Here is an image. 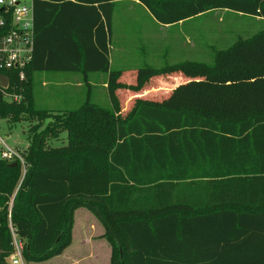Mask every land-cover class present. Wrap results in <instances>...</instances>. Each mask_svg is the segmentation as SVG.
Instances as JSON below:
<instances>
[{
    "label": "trees",
    "instance_id": "16d2710c",
    "mask_svg": "<svg viewBox=\"0 0 264 264\" xmlns=\"http://www.w3.org/2000/svg\"><path fill=\"white\" fill-rule=\"evenodd\" d=\"M118 1L33 0L26 78L0 69V118L49 119L31 128L25 172L0 159V264L12 228L26 262L62 254L80 207L101 222L110 264H264V28L215 49L212 64L112 69ZM137 1L162 24L215 9L264 19V0ZM61 71L105 73L111 107L89 96L61 114L36 107L35 72ZM158 87L168 94L123 109L125 92ZM61 131L66 145L48 147Z\"/></svg>",
    "mask_w": 264,
    "mask_h": 264
},
{
    "label": "rangeland",
    "instance_id": "374dc122",
    "mask_svg": "<svg viewBox=\"0 0 264 264\" xmlns=\"http://www.w3.org/2000/svg\"><path fill=\"white\" fill-rule=\"evenodd\" d=\"M162 26L139 2L132 0L116 2L110 45L112 69H119L121 65L127 66V70L136 69L137 66L148 63L154 67H161L169 63L165 58L172 63L185 61V58H182L183 54L181 56L171 43L175 39L180 41L188 39L189 47L193 42L194 47L192 50L189 48L190 61L212 64L215 49H226L239 37H250L264 28V20L232 10L215 9L188 19L183 26L158 28ZM89 75L88 79V76L84 78L80 72H35L33 85L36 107L52 111L53 114L67 111L46 107V103L51 99V95L45 91L47 88H52L54 94L55 90H67V93L81 90L83 98L76 102L77 106L87 99L90 92L91 101L107 107V93L101 83L106 74L97 72ZM79 76H82L80 80L82 87L76 85ZM48 120L41 123L37 119L13 123L10 119L0 118V135L6 138L10 146L27 149L33 135L31 128L39 123L42 129ZM66 141V133L61 131L57 136L50 137L47 145L61 147L66 145ZM103 233L104 228L97 217L86 207H80L74 213L71 245L62 254L45 261L26 262L23 258V264H110L112 247ZM7 262L11 264L9 257Z\"/></svg>",
    "mask_w": 264,
    "mask_h": 264
},
{
    "label": "built area",
    "instance_id": "2783aa9c",
    "mask_svg": "<svg viewBox=\"0 0 264 264\" xmlns=\"http://www.w3.org/2000/svg\"><path fill=\"white\" fill-rule=\"evenodd\" d=\"M34 45L33 0H0V69L15 70L20 80H25V68L31 62ZM3 74V73H0ZM5 75V74H3ZM4 87L0 84L1 88ZM7 101H19L21 95L5 92ZM26 149L12 147L0 135V159L20 163L26 170ZM13 252L9 256L11 264H23L24 241L12 228Z\"/></svg>",
    "mask_w": 264,
    "mask_h": 264
},
{
    "label": "crops",
    "instance_id": "0c3cea01",
    "mask_svg": "<svg viewBox=\"0 0 264 264\" xmlns=\"http://www.w3.org/2000/svg\"><path fill=\"white\" fill-rule=\"evenodd\" d=\"M132 1L138 2L137 0H132ZM253 17H258V16H253ZM258 18H261V17H258ZM153 19H154V17H153ZM261 19H263V18H261ZM187 20L180 21V22L174 23V24H162V23H159L156 20L155 21L158 22L159 24L163 25L162 27H158L159 29H163L164 27L171 28V27H174V26H183V24ZM113 29H114V12H113V18H112V34H113ZM112 34H111V37H112ZM178 39H179V36H178ZM181 39H183V37H181ZM171 43L175 45L174 48L176 49L177 52L181 53L180 54L181 56L183 54L182 58H185L184 60H189L188 59L189 58V54H190L189 48H190V50H192V47H194L193 42H191V47L188 46V44H189L188 39L187 40L183 39L182 41H180V39L179 40L175 39ZM182 48H185V49L181 50ZM110 56H111V46H110V52H109L110 66H111L112 65V60H111ZM165 59L168 60L169 63H172V61H170L169 59H167V58H165ZM147 65H150V64L148 63ZM150 66H152V65H150ZM139 67H141V66H137V68H139ZM111 68H112V66H111ZM119 69L120 70H127L128 67L121 65ZM61 72H69V71H61ZM93 73H97V72H93ZM98 73H100V72H98ZM89 74H88V79H89V76H90ZM80 80H82V76H79L76 79V82H77L76 85L82 87V84H81ZM90 82H91V84H93L91 79H90ZM101 83H102L103 88L106 89L107 105L108 106L105 107V106H102V105H100V104H98V103H96L94 101H92V102L98 104L99 106H102V107H105V108H110L111 107V100H110V97H109V94H108V90H107V75L103 76V78L101 80ZM45 91L48 94L51 95V99L49 100V102L46 103L47 104L46 107H48L49 109L70 110V109L77 108L78 106H80L82 104V103H80V105H78V106L76 105L77 104L76 102H78V101L80 102L82 100V98H83L81 90L77 91V92L73 91V93H67V90H64V91L63 90H55L56 91L55 94H54V91H53L52 88H47ZM77 93H79V94L77 95ZM103 93H105V90L103 91ZM167 94H168L167 91L161 90L159 87L156 88V89L155 88L154 89H148V90L146 89L143 93H138V94L133 93V92H125L124 93L125 99L123 100V109L126 110L127 108H129L132 105V100L135 98L136 95L143 96V97H154L155 98V97H158V96H161V95H167ZM88 96H89V99H90L91 98V93L90 92H88ZM75 106H77V107H75ZM66 138H67V134H66Z\"/></svg>",
    "mask_w": 264,
    "mask_h": 264
},
{
    "label": "water",
    "instance_id": "95a60500",
    "mask_svg": "<svg viewBox=\"0 0 264 264\" xmlns=\"http://www.w3.org/2000/svg\"><path fill=\"white\" fill-rule=\"evenodd\" d=\"M0 84L4 87L8 85V78L3 74H0ZM12 165H16V163L14 162Z\"/></svg>",
    "mask_w": 264,
    "mask_h": 264
}]
</instances>
